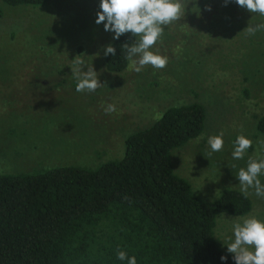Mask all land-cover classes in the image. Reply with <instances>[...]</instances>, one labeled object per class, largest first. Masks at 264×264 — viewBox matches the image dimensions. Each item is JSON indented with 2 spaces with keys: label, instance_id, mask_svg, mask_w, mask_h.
<instances>
[{
  "label": "rangeland",
  "instance_id": "1",
  "mask_svg": "<svg viewBox=\"0 0 264 264\" xmlns=\"http://www.w3.org/2000/svg\"><path fill=\"white\" fill-rule=\"evenodd\" d=\"M0 4V173L61 164L96 167L121 157L124 138L149 126L165 107L192 101L204 106L202 131L171 148L169 156L172 170L195 194L213 201L224 188L240 190L239 169L249 157L264 158V131L258 129L264 117V31H243L264 23V16L234 0L226 6L224 0H190L150 49L166 56L167 66L148 65L136 73L130 61L120 71L105 67L103 49L114 33L95 23L100 0ZM77 55L104 86L75 90L71 68ZM109 104L116 107L111 114L104 111ZM221 132L223 149L211 152L208 138ZM241 134L253 143L243 159H233ZM259 179L264 184V175ZM249 192L247 213L221 211L215 217L213 233L226 251L235 223L264 221V199Z\"/></svg>",
  "mask_w": 264,
  "mask_h": 264
},
{
  "label": "trees",
  "instance_id": "2",
  "mask_svg": "<svg viewBox=\"0 0 264 264\" xmlns=\"http://www.w3.org/2000/svg\"><path fill=\"white\" fill-rule=\"evenodd\" d=\"M1 1L34 6L49 0ZM135 39L127 33L111 40L116 55L104 57L106 69L128 65L121 46ZM204 118L200 102L168 105L124 138L117 159L0 173V264H127L117 250L137 264H235L214 236L215 217L245 214L251 199L228 187L206 200L171 167V148L199 135ZM258 129L264 131V117Z\"/></svg>",
  "mask_w": 264,
  "mask_h": 264
},
{
  "label": "clouds",
  "instance_id": "3",
  "mask_svg": "<svg viewBox=\"0 0 264 264\" xmlns=\"http://www.w3.org/2000/svg\"><path fill=\"white\" fill-rule=\"evenodd\" d=\"M190 0H100L96 24H104V30L114 33V39L121 35L131 33L135 42L131 45L124 43L122 52L125 59L130 61L129 67L140 73L145 66L151 65L154 69H163L167 66L168 58L154 53L150 49L163 36L164 26L181 18L182 8L185 9ZM230 0H224L225 6ZM250 13L264 16V0H234ZM207 10H211L210 6ZM243 31L253 36L258 31H264V23L249 24ZM104 55H116V48L112 44L104 46ZM87 70H83L84 68ZM76 80L77 92H94L104 86L98 78L93 66H87L79 56L73 59L71 68ZM104 111L111 114L116 111L114 104H109ZM211 152L223 149V132L213 135L207 141ZM252 140L244 135H238L234 141L233 159H243L247 150L252 146ZM211 152L209 155H211ZM264 175V158L252 159L249 157L246 168L242 167L236 174L239 180L240 191L247 198L249 189H254L258 198L264 199V184L259 176ZM233 236L226 244L227 252L232 254L235 264H264V221L256 217L243 220L242 223L233 225ZM251 249V250H250ZM117 258L127 264H137L135 256L129 257L125 251L117 250ZM226 255L220 257L221 261L227 260Z\"/></svg>",
  "mask_w": 264,
  "mask_h": 264
}]
</instances>
